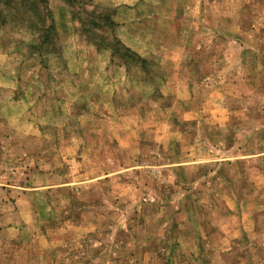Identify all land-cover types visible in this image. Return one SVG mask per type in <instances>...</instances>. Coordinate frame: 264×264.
<instances>
[{
	"label": "rangeland",
	"instance_id": "rangeland-1",
	"mask_svg": "<svg viewBox=\"0 0 264 264\" xmlns=\"http://www.w3.org/2000/svg\"><path fill=\"white\" fill-rule=\"evenodd\" d=\"M242 147L264 0H0V264H177Z\"/></svg>",
	"mask_w": 264,
	"mask_h": 264
},
{
	"label": "crops",
	"instance_id": "crops-1",
	"mask_svg": "<svg viewBox=\"0 0 264 264\" xmlns=\"http://www.w3.org/2000/svg\"><path fill=\"white\" fill-rule=\"evenodd\" d=\"M229 156L235 160L226 165L238 164L243 169L255 164L257 174L254 178H247L244 171L238 178H233L232 172L223 175L221 182L232 197L226 199L229 210L223 227L207 219L211 230L198 229L200 238L197 235L190 248L174 243L167 246L168 251L182 248L185 252L177 264H264V150L242 147ZM233 256L236 260L229 261ZM167 263L171 264L170 260Z\"/></svg>",
	"mask_w": 264,
	"mask_h": 264
}]
</instances>
